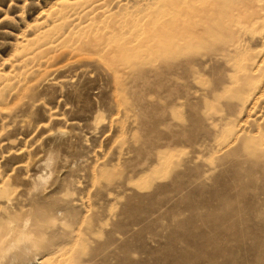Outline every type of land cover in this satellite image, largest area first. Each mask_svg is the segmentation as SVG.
<instances>
[{
  "label": "rangeland",
  "instance_id": "374dc122",
  "mask_svg": "<svg viewBox=\"0 0 264 264\" xmlns=\"http://www.w3.org/2000/svg\"><path fill=\"white\" fill-rule=\"evenodd\" d=\"M32 259L264 264V0H0V262Z\"/></svg>",
  "mask_w": 264,
  "mask_h": 264
},
{
  "label": "bare ground",
  "instance_id": "6f19581e",
  "mask_svg": "<svg viewBox=\"0 0 264 264\" xmlns=\"http://www.w3.org/2000/svg\"><path fill=\"white\" fill-rule=\"evenodd\" d=\"M215 14V13H214ZM213 15V14H212ZM211 17V16H210ZM207 21V20H206ZM209 21V20H208ZM207 40V39H206ZM206 42V41H205ZM37 179V178H36ZM38 179H42V177H38ZM3 193V192H2ZM5 197V196H4ZM6 198V197H5ZM46 198V197H45ZM9 199V198H8ZM5 200H7V199H5ZM8 202H9V200H7ZM6 201V202H7ZM7 204V203H6ZM40 204V203H39ZM49 204H51V203H49ZM8 205V204H7ZM6 205V206H7ZM56 204H53V206H55ZM13 207V206H12ZM45 207V206H44ZM51 207V205L50 206H48V208H50ZM52 208V207H51ZM50 208V209H51ZM50 209H48V210H46V212H45V215L46 216H50L51 215V213H52V211L50 210ZM58 209V208H57ZM56 209V210H57ZM8 210V209H7ZM11 210H13V208L11 209ZM11 212V211H10ZM9 212V213H10ZM55 212V211H54ZM11 214H12V212H11ZM43 216V215H42ZM12 220V219H11ZM39 221V220H38ZM41 221V220H40ZM30 222V220L29 219H25L24 220V222H23V224L21 225V227L22 228H26L27 227V225H28V223ZM16 221L15 220H13L12 221V225H11V227H10V235H14L16 232ZM13 237V236H12ZM35 238H37V233L35 232V233H29V234H27V235H22V236H20V237H18L14 242H13V247H11L13 250H19V249H22L23 250V252L22 253H24V255L27 253V249L28 248H30V246H33V247H35V246H37V241L36 240H34ZM9 239H7L6 240V246L7 245H9ZM45 247V246H44ZM42 249V248H41ZM36 255V254H35ZM36 257V256H35ZM32 258V257H31ZM20 259V258H19ZM30 259V258H29ZM36 259V258H35ZM35 259H32L31 261H27V262H25V263H19V264H36L35 262H37L38 260H40V259H38L37 261H35ZM35 261V262H34ZM20 262V261H19ZM39 263V262H38ZM45 263V262H44ZM0 264H4V261L2 262H0ZM41 264V263H40ZM43 264V263H42Z\"/></svg>",
  "mask_w": 264,
  "mask_h": 264
}]
</instances>
